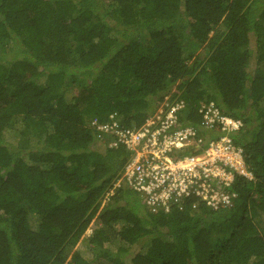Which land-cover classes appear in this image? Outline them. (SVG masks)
<instances>
[{
  "label": "trees",
  "instance_id": "16d2710c",
  "mask_svg": "<svg viewBox=\"0 0 264 264\" xmlns=\"http://www.w3.org/2000/svg\"><path fill=\"white\" fill-rule=\"evenodd\" d=\"M166 96L243 121L233 206L110 195L130 151L92 121ZM0 264H264V0H0Z\"/></svg>",
  "mask_w": 264,
  "mask_h": 264
},
{
  "label": "built area",
  "instance_id": "2783aa9c",
  "mask_svg": "<svg viewBox=\"0 0 264 264\" xmlns=\"http://www.w3.org/2000/svg\"><path fill=\"white\" fill-rule=\"evenodd\" d=\"M184 107L183 100L166 96L140 127H122L116 112L108 121H92L99 136H117L111 146L130 151L110 195L124 184L153 212L182 209L186 203L196 207L197 202L215 210L233 206L237 193L230 187L235 178H253L244 148L233 138L244 123L224 114L211 100L198 109L201 129L206 131L198 134V128L178 123L177 113Z\"/></svg>",
  "mask_w": 264,
  "mask_h": 264
},
{
  "label": "rangeland",
  "instance_id": "374dc122",
  "mask_svg": "<svg viewBox=\"0 0 264 264\" xmlns=\"http://www.w3.org/2000/svg\"><path fill=\"white\" fill-rule=\"evenodd\" d=\"M4 44H6V41H5ZM6 45L8 46V44H6ZM6 45H3V48H5ZM4 46H5V47H4ZM3 51H6L7 54H9V55L12 54V53L14 52V50H13V49H10L9 46L6 48V50H3ZM133 201H134V199H133ZM134 203H135V202H134ZM140 206L146 208V206H145V204H144L143 201L140 202ZM90 232H91V230H88V231H87V233H90ZM86 246H87V245H86V239H85V240H80L79 242H77V244L75 245L74 249H77V250H80V251L86 252ZM89 255H90V254H89Z\"/></svg>",
  "mask_w": 264,
  "mask_h": 264
}]
</instances>
